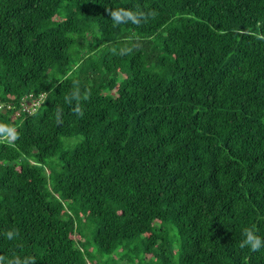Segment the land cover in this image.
<instances>
[{"label":"trees","instance_id":"obj_1","mask_svg":"<svg viewBox=\"0 0 264 264\" xmlns=\"http://www.w3.org/2000/svg\"><path fill=\"white\" fill-rule=\"evenodd\" d=\"M0 104V255L264 264V0H0Z\"/></svg>","mask_w":264,"mask_h":264},{"label":"clouds","instance_id":"obj_2","mask_svg":"<svg viewBox=\"0 0 264 264\" xmlns=\"http://www.w3.org/2000/svg\"><path fill=\"white\" fill-rule=\"evenodd\" d=\"M106 12L108 16L111 18L113 22L114 27H118L122 24H135L140 25L141 24V17H143L145 20L149 16L154 19L157 15L155 10H148L146 13L144 11L139 10V5L136 6V8H107ZM138 38L131 43L123 44L119 49L113 47L111 51L114 54H117L121 57L131 54L134 50H138L140 45V42H138ZM74 88L71 90L70 94L65 96V102L69 105H73V102L75 104L72 107V110L74 114H76L79 117L84 116V111L81 107V101H82V93L80 89V84L78 80H73ZM87 93H84V96L86 97ZM61 114L62 109L57 107L55 110V118L56 121L59 123L61 122ZM0 139H14L15 138V130L11 127V125H7L4 123H0ZM4 236L7 240L13 241L18 236L19 233L16 230H8L4 233ZM242 236L243 239L239 243V247L241 249L245 247H249L253 252H257L264 248V239H262L255 230L252 227L245 226L242 229ZM0 264H36L35 258L32 256H25L23 258L16 256L13 254L11 257H6L3 255H0Z\"/></svg>","mask_w":264,"mask_h":264},{"label":"rangeland","instance_id":"obj_3","mask_svg":"<svg viewBox=\"0 0 264 264\" xmlns=\"http://www.w3.org/2000/svg\"><path fill=\"white\" fill-rule=\"evenodd\" d=\"M82 134H76L75 136L73 137H65L63 138V142H64V147L66 149H72L73 147L76 146V144L80 143L82 141ZM53 161H55L54 163H58V157H54L52 159Z\"/></svg>","mask_w":264,"mask_h":264},{"label":"built area","instance_id":"obj_4","mask_svg":"<svg viewBox=\"0 0 264 264\" xmlns=\"http://www.w3.org/2000/svg\"><path fill=\"white\" fill-rule=\"evenodd\" d=\"M24 99V105H25V109L32 112L35 111L41 104V99L40 100H36L33 102L32 105H28L25 101L27 100V96L23 98ZM3 108V104H0V110Z\"/></svg>","mask_w":264,"mask_h":264}]
</instances>
